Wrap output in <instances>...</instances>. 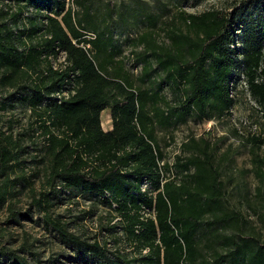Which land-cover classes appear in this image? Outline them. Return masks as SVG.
I'll return each mask as SVG.
<instances>
[{
  "label": "trees",
  "instance_id": "1",
  "mask_svg": "<svg viewBox=\"0 0 264 264\" xmlns=\"http://www.w3.org/2000/svg\"><path fill=\"white\" fill-rule=\"evenodd\" d=\"M70 2L0 0V84L14 90L8 96L18 93L17 101L36 117L35 132L43 140L37 170L44 183L30 191L44 227L81 264H264V239L244 231L248 220L228 205L209 140L189 136L169 163L155 137L158 127L229 114L238 84L264 118V0H248L232 16L179 10L184 29L167 23V43L156 32L158 15L142 5L132 12L107 3L98 23L91 0ZM114 13L145 26L130 38L132 66H139L135 77L113 35ZM57 57L62 60L55 65ZM106 109L111 125L104 130ZM246 140L255 194L262 198L264 136ZM24 150L0 136V206ZM172 170L173 177L167 175ZM24 180L16 176L12 183ZM61 191L115 213L117 224L105 228L106 238L69 232L52 216ZM4 249L0 253L13 264H28ZM31 255L33 264H47Z\"/></svg>",
  "mask_w": 264,
  "mask_h": 264
},
{
  "label": "rangeland",
  "instance_id": "2",
  "mask_svg": "<svg viewBox=\"0 0 264 264\" xmlns=\"http://www.w3.org/2000/svg\"><path fill=\"white\" fill-rule=\"evenodd\" d=\"M71 0H67L71 4ZM139 1L141 3H139ZM248 0H91L92 12L98 23L105 16L107 3L127 6L135 12L139 5L144 10L158 15L156 32L159 40L167 43L166 30L170 21L174 26H184L177 18L176 13L183 10L186 13H199L204 10L214 9L230 14L239 13ZM74 10L76 6L72 5ZM1 7V5H0ZM114 37L122 43L123 54L129 56L126 59L125 68L135 77L139 66H132L130 56L132 48L130 38L136 36L145 29L143 23L131 22V20L119 19L113 14L111 24ZM235 24L233 32H237ZM62 58L53 60L55 65ZM14 90L9 86L0 84V136H10L12 143H18L25 147L20 154L24 160L19 167H13L10 171L7 185L12 186L6 202L0 206V252L10 250L18 256H23L28 264H33V255L38 256L47 264H81L72 251L64 246L55 233L44 227L42 213L32 202L31 188L35 191L42 190L44 177L38 173L41 157L39 148L42 138L35 132L36 117L31 109L17 101L19 94L8 96ZM234 103L229 114L211 120H196L189 118L185 123L173 128H156L155 137L163 152V161L172 163L174 156L181 153L180 145L193 136L196 140L207 138L214 148V158L221 172V179L225 187V198L230 207L236 208L248 220L243 227L244 231L254 230L261 239H264V197L255 194L258 182L251 172L252 162L250 143L247 138L250 135L264 136V118L259 107L249 96L248 92L238 84L233 90ZM167 98H171L166 91ZM101 126L108 129L111 125L108 109L101 112ZM264 149V145L261 147ZM174 171L167 175L173 177ZM16 176L24 177V181L12 183ZM5 176H0V182ZM28 182V183H27ZM60 192L61 199L54 201L51 206L52 216H58V220L67 223L69 232L82 234L92 240L94 237L106 238L108 231L105 229L117 224L115 213L103 203L88 199L83 195L67 198ZM3 250V251H4ZM0 264H13L11 258L0 253Z\"/></svg>",
  "mask_w": 264,
  "mask_h": 264
},
{
  "label": "crops",
  "instance_id": "3",
  "mask_svg": "<svg viewBox=\"0 0 264 264\" xmlns=\"http://www.w3.org/2000/svg\"><path fill=\"white\" fill-rule=\"evenodd\" d=\"M109 128H110V127H109ZM109 128H108V129H109ZM105 130H107V129H105Z\"/></svg>",
  "mask_w": 264,
  "mask_h": 264
}]
</instances>
